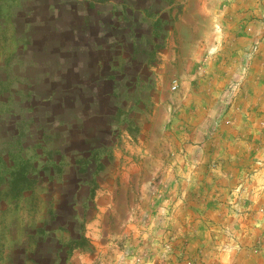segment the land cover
<instances>
[{"label":"rangeland","instance_id":"obj_1","mask_svg":"<svg viewBox=\"0 0 264 264\" xmlns=\"http://www.w3.org/2000/svg\"><path fill=\"white\" fill-rule=\"evenodd\" d=\"M32 27L21 44L73 48L91 67L44 101L89 86L100 107L102 86L97 113L72 117L92 129L80 173L96 172L100 133L116 144L81 229L93 247L72 263L264 264V0H0V58ZM6 190L0 264H63L62 229L37 231L44 204Z\"/></svg>","mask_w":264,"mask_h":264},{"label":"crops","instance_id":"obj_2","mask_svg":"<svg viewBox=\"0 0 264 264\" xmlns=\"http://www.w3.org/2000/svg\"><path fill=\"white\" fill-rule=\"evenodd\" d=\"M26 28L14 49L0 58V150L16 151L18 162L22 157L28 177L23 182L32 184L22 194L29 191L44 204L39 211L40 215L45 216L39 220L40 234L45 229L61 228L62 231L55 235L59 239L60 235L63 237V248H74L63 259V264H73L75 254H89L88 247H93L81 229L82 226L87 228V224L94 220L93 216L100 212L96 194L105 178L103 168L113 166L116 144L113 143L112 134L104 137V132L100 133V147L104 148L105 154H100V163L96 165L94 174L80 173L83 166L78 165V161L84 159L85 149L93 144L89 138L92 129L89 124L72 123V117L84 119L97 113L105 97L101 94L102 86L100 107L91 99V96L96 97L99 89L89 86H81L74 94L72 103L67 100L64 102L59 97L44 101L48 98L47 91L58 82L65 89H73L68 79L70 70L85 77L91 67L84 63L73 48H55L51 58H43L41 51L44 48L35 42L28 46L20 43L21 39L27 37L34 41V32ZM68 55L71 56V62ZM100 114H103L102 110ZM60 151L63 154L56 155ZM71 152H79L81 156L74 159L69 155ZM82 180H85L86 185L77 184ZM82 194L85 196L80 202L78 200ZM70 203L77 205L71 207ZM63 208L70 218L66 223H59ZM54 223L59 224L52 226ZM81 238L87 241L86 249H82V245L76 247V242Z\"/></svg>","mask_w":264,"mask_h":264},{"label":"trees","instance_id":"obj_3","mask_svg":"<svg viewBox=\"0 0 264 264\" xmlns=\"http://www.w3.org/2000/svg\"><path fill=\"white\" fill-rule=\"evenodd\" d=\"M31 25H35L34 23H30ZM30 30L33 31V27L30 28ZM138 38H142V37H138L136 36V39ZM118 42L115 41L113 46H117ZM117 44V45H116ZM137 44V42H136ZM134 45V44H133ZM131 58L125 62H131ZM18 157L19 155L16 153V151H11V150H5V151H1L0 150V189L3 187H6V191L8 193V195L12 198H16L19 197L22 193V191L32 185L30 184L31 182H23L24 179L28 178L27 177V173H26V167L25 165H23L22 163V157L19 159L18 162ZM21 162V163H20ZM37 231L42 232L39 230V228L37 229ZM78 241V240H77ZM42 243V242H41ZM77 246L78 245H82V249H86V245H87V241L85 238H81L80 241L76 242ZM75 247V248H76ZM74 248L72 247H67L66 248V254L69 253L70 250H72ZM34 260V259H33Z\"/></svg>","mask_w":264,"mask_h":264},{"label":"built area","instance_id":"obj_4","mask_svg":"<svg viewBox=\"0 0 264 264\" xmlns=\"http://www.w3.org/2000/svg\"><path fill=\"white\" fill-rule=\"evenodd\" d=\"M175 87V86H174Z\"/></svg>","mask_w":264,"mask_h":264}]
</instances>
